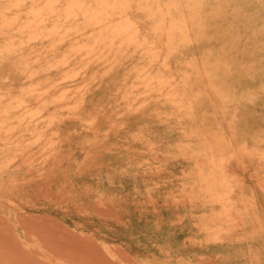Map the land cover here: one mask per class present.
<instances>
[{
	"label": "rangeland",
	"instance_id": "374dc122",
	"mask_svg": "<svg viewBox=\"0 0 264 264\" xmlns=\"http://www.w3.org/2000/svg\"><path fill=\"white\" fill-rule=\"evenodd\" d=\"M35 1L0 0V264H264V0Z\"/></svg>",
	"mask_w": 264,
	"mask_h": 264
},
{
	"label": "bare ground",
	"instance_id": "6f19581e",
	"mask_svg": "<svg viewBox=\"0 0 264 264\" xmlns=\"http://www.w3.org/2000/svg\"><path fill=\"white\" fill-rule=\"evenodd\" d=\"M11 2V0H9ZM14 2V6L15 7H19L21 3L26 2L28 0H12ZM33 3H36L37 1L35 0H30ZM194 1V0H191ZM42 3V2H41ZM43 6L41 8L38 9H32L31 12L29 13L30 17H32L33 19H37V18H41L42 21H45V16H44V12L45 10L50 6V2L49 1H43ZM79 8H81V6H78ZM74 8V4H72L67 12L64 15V19L65 21H69L75 18H78V16L80 14L76 13L73 11ZM49 14L53 15L54 12L50 11ZM82 17H89L92 18L95 22H94V26L97 28H105L107 24V19H103L102 17H99L97 14H92V15H88V11L86 10L85 12H83L81 14ZM121 20H123L124 23H122V26L120 29L117 30H109V33L105 34L104 40H109V43H100L98 40H95V42L92 44L91 48L88 45H79L77 48V53L80 54L83 57H86L87 59H89V64L93 61V59L96 58L97 55H99L100 53H111L113 52L115 46H117L115 43L119 42L120 44H118V47L120 45L123 44V42L127 41V39H130V44L132 43V39H133V43H137V29L135 28L134 24L130 23L127 19L124 18V15H120ZM43 21V22H44ZM176 31H178L177 27L175 28ZM184 32L186 34H188L189 32V28L187 26V28L184 30ZM78 33H80V35H83V32H77L74 35H77ZM67 33H60L59 35L62 38H69L70 35H66ZM89 35V34H88ZM72 38V37H71ZM120 39V40H117ZM57 43V42H56ZM88 46V47H87ZM88 48V49H87ZM116 49V48H115ZM149 55V60L152 62L154 59V54L153 53H148ZM86 65V66H89ZM68 65L67 63H63V66ZM150 66V65H149ZM149 66L148 67H144L141 70H139V74L141 75V82L139 83V85L144 88L147 92L153 90V86H155L156 84H158L160 86V89L163 87V81L161 79H157L154 76H151V74L149 73ZM126 77V76H125ZM76 82V79H74V76H65L63 78H61L60 80L57 81L58 85L60 86H67V85H73ZM139 86V87H140ZM86 97V96H85ZM120 101V100H119ZM24 104H20L17 106V108H23ZM27 106V105H26ZM114 110V109H113ZM118 112V111H117ZM5 113H7V111L5 110ZM33 117V116H32ZM153 143V142H152Z\"/></svg>",
	"mask_w": 264,
	"mask_h": 264
}]
</instances>
